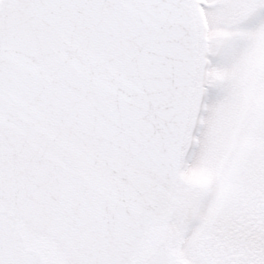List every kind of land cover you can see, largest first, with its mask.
Instances as JSON below:
<instances>
[{"label": "snow or ice", "instance_id": "1", "mask_svg": "<svg viewBox=\"0 0 264 264\" xmlns=\"http://www.w3.org/2000/svg\"><path fill=\"white\" fill-rule=\"evenodd\" d=\"M0 264H264V0H0Z\"/></svg>", "mask_w": 264, "mask_h": 264}]
</instances>
